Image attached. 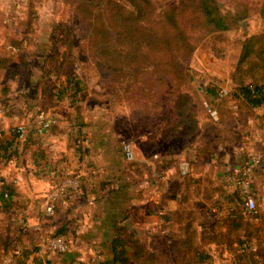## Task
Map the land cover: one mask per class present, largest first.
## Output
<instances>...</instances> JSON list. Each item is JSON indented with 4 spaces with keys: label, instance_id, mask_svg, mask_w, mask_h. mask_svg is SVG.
<instances>
[{
    "label": "crops",
    "instance_id": "obj_1",
    "mask_svg": "<svg viewBox=\"0 0 264 264\" xmlns=\"http://www.w3.org/2000/svg\"><path fill=\"white\" fill-rule=\"evenodd\" d=\"M45 42L40 45H49L48 41ZM3 48L7 52L11 50V54L15 52L10 43H5ZM3 57L10 60L6 67L0 68V88L6 82L8 69L24 61L27 67L18 70L20 73L11 82V87L26 85L31 89L30 93H23L30 104L25 112L28 115L19 117V121L25 124V132L31 136V142L21 155L13 157L0 171L5 182L14 183L15 205L26 213L27 222L25 232L15 234L14 238L20 243L14 245V250L2 252L0 247L4 262L12 257L18 258L21 250L25 249L28 252L26 264H43L44 250L38 249L39 236L65 228L73 243L72 250L62 254L60 259L58 254L48 252L51 264H63L66 257L109 264L114 228L119 225L126 228V221L132 223L137 234L126 228L127 231L138 237L146 248L162 247L163 251L172 254L177 251L176 242L168 230L163 229V223L162 226L157 225L159 214L166 218L167 225H175L183 210L195 209L200 215L196 222L198 239L204 234L216 235L214 241L205 245L207 260L201 264H237L236 256L241 250L238 240L245 238L241 228L243 224L231 211L233 203L216 202L217 188L234 191L225 181L223 166L245 160V154L238 149L241 140H233V135L239 137L247 130V151L260 154L264 159V105L257 108V118H245L239 129L236 125L225 126L228 129L226 133H208L204 123L207 121L202 115L199 129L188 143L175 145L173 140L163 141L160 135L151 140L148 137L151 131L143 122L141 125L132 119L126 104H114L108 90L98 85L86 89V77L77 69L70 70L77 65L75 59L71 61L55 54L34 58L31 63L21 58L16 60L8 53L0 55ZM210 60L198 48L189 61V66L196 70L189 80L198 84L202 95L208 85L231 88L233 83V69L228 75L218 71L219 75L211 69ZM61 63L59 70L57 66ZM21 74L25 78L20 81ZM45 77L58 82L45 87L40 82ZM68 78L80 81L82 91L75 97L65 89ZM46 94L55 100L45 108L41 104ZM40 113L56 118L57 123L37 138L34 131L37 130ZM7 116L0 114V137L8 136L17 120L10 112ZM10 116L12 121H8ZM9 122H12L11 127ZM122 141L131 145L134 160L125 159ZM154 144L157 146L153 147ZM196 145L199 148H195ZM183 156L190 158V175L199 180L191 187L190 197L184 203L180 194L182 179L176 164L177 159ZM64 174L78 176L81 190L73 201H58L54 213L47 215L44 211L45 196ZM251 190L259 196L257 205L264 214V168L254 172ZM248 219L254 227L260 225L257 218ZM235 224L238 226L234 230ZM151 225L154 231H147ZM249 237L247 244L255 251V258L264 264V232L249 234ZM2 240L0 232V242Z\"/></svg>",
    "mask_w": 264,
    "mask_h": 264
},
{
    "label": "trees",
    "instance_id": "obj_2",
    "mask_svg": "<svg viewBox=\"0 0 264 264\" xmlns=\"http://www.w3.org/2000/svg\"><path fill=\"white\" fill-rule=\"evenodd\" d=\"M70 4L74 6L80 22H83L81 30L87 40L84 50L98 68L104 79V89L110 92L113 100L119 96L126 101L129 100L130 111L134 109L135 116L139 118L147 112L149 105L146 97L149 94L156 97L162 95L173 97L171 107L177 120L167 129L163 130L155 123L145 124V119L140 120L145 128L151 131L148 136L151 140L159 135L163 141L179 137L182 145L187 144L199 129L200 110L203 108L205 111L203 104L205 100H208L218 113V120L215 121L208 116L209 121L205 123V127L211 125L215 133L228 132L225 126L236 125L239 129L244 125L245 118L258 117L256 110L264 103V29L243 39L231 73L234 87L219 101H214L219 86L208 85L200 103L186 89L190 82L184 74L185 63L207 35L232 28L238 21L249 16L250 11L223 12L217 0H161L159 5L155 0H71ZM258 12L264 20V0ZM66 32L71 34L70 29ZM66 43L69 45L71 40L67 39ZM9 60L8 57L0 58V68L6 67ZM23 67L25 70L27 64L21 61L17 66L8 69L6 82L0 88V102L3 104H7L9 100L7 94L12 88L11 82L19 74L18 70ZM57 67L60 70L62 63ZM23 76L21 74L20 81L24 80ZM149 81L151 88L147 87ZM65 89L70 91L72 97L82 91L80 81L75 78L66 80ZM232 105H236L237 108L233 109ZM34 134L37 138L42 136L37 130ZM246 136L248 131L244 130L241 136L233 135L232 139L241 140L240 145ZM30 142L31 136L28 133L25 132L20 138L13 127L8 136L0 137V171L13 157L21 155ZM156 146L157 144L153 145ZM195 148H199V145ZM172 151L171 148L170 152ZM35 160L34 157V162ZM172 160L175 161L174 158ZM180 177L182 179L180 194L184 203L190 197L191 187L199 180L193 178L190 173ZM217 191L216 202L233 203L234 208L231 211L243 224L241 228L245 232V238L238 240L241 250L236 256L237 264L241 262L263 264L261 260L255 258V251L247 243L250 239L249 234L264 232V214L260 212L257 203L256 213L253 215L247 213L238 191L226 192L221 187H218ZM15 196L14 183L5 182L0 172L2 252L14 250V245L20 243L14 238L15 234L17 232L23 234L27 229L26 213L16 207ZM199 217L195 209H186L181 212L175 225H167L166 218L161 216L163 229H167L170 237L176 242L177 251L172 254L167 250L163 251L162 247L150 250L123 225L116 226L111 240L112 253L109 264L205 262L207 260L205 245L214 241L216 235L204 234L198 239L200 235L196 222ZM249 217L257 218L260 225L254 227ZM237 226L234 225V230ZM66 231L67 229L60 228L52 234L66 235ZM38 249H42L41 246ZM48 254L44 251L42 255L44 264H51ZM27 256V250L22 249L21 256L16 257L15 261L19 264L22 261L26 263L24 261ZM83 262L66 257L62 263L84 264Z\"/></svg>",
    "mask_w": 264,
    "mask_h": 264
},
{
    "label": "rangeland",
    "instance_id": "obj_3",
    "mask_svg": "<svg viewBox=\"0 0 264 264\" xmlns=\"http://www.w3.org/2000/svg\"><path fill=\"white\" fill-rule=\"evenodd\" d=\"M67 1L68 2H64L63 0H0V55L8 53L14 56L13 58L16 60L21 58L31 63L34 58H40L42 56L49 57V55L55 54L58 56L63 55V57H66L68 60L72 61L75 59V61H77L76 67H70L71 62L69 67L70 70L77 69L79 73L86 77V89L94 87L95 85L104 88V79L99 73L96 65L91 61L89 55L84 50L87 40L81 30V24L83 22H80L76 16L74 6L70 4L71 0ZM217 1L223 12L234 13L242 10L250 11L249 16L238 21L232 28L207 35L196 48L202 50V53L208 59H211L210 67L213 71H222L223 75H228L231 68L234 69L243 39L252 34L259 33L264 29V20L258 12L261 9L263 0ZM155 3L159 5L161 0H155ZM67 29L71 30V34L66 32ZM67 39L71 40L69 45L66 43ZM45 41H48L49 45H40L42 42L47 43ZM5 43H10V45L14 47L15 52L13 54L10 53L11 50L7 52L6 49L3 48ZM13 43H17L18 45ZM189 61L185 63L186 70L184 74L190 79L196 70L189 66ZM218 74L220 75V72H218ZM40 82L44 83L45 87H51V85L53 86L54 83L58 81L45 77ZM197 85L196 83L193 84L190 82L186 89L201 103L202 92L198 89ZM147 87L151 88V81L148 82ZM12 88L11 93L7 96L9 100L7 104H4V108L0 109V114L2 117H8L7 114L10 112L17 117L13 126L11 125L12 122H9V127H25V124L19 121V117L28 115V113L25 112L30 104H28V98L23 93H30L31 89L30 86L26 85L17 88L13 85ZM39 99H41V97ZM146 99L148 100L149 107L142 117L138 118L135 116L134 109H132V111L129 110L130 116L134 121L138 119L141 124L140 120L142 121V119H145V124L155 123V125L160 126L161 129L164 130L177 120V116L171 107L173 103L172 96L162 95L156 97L155 95L149 94ZM53 100H55L53 96L48 97L46 94L42 101L44 106L41 104V107L46 108L48 105L53 104ZM113 102L114 104H126L128 108L131 105V102L129 100L126 101L122 96L114 99ZM116 109L121 110L120 107ZM202 115L205 116L204 121H209L208 115L203 108L200 110V117ZM10 119L11 116L8 121H12ZM213 130L211 125L207 127L208 133L213 132ZM173 142L175 145L176 143H181L179 137H175ZM183 158L190 160L188 157L183 156ZM257 197L259 196L255 195L256 203L258 204ZM58 256L60 259L62 254H58ZM15 258L16 257H12V261L9 260L4 262L0 256V264H19L15 261ZM22 262L20 264H26ZM83 263L96 264L95 261L91 260H84Z\"/></svg>",
    "mask_w": 264,
    "mask_h": 264
},
{
    "label": "built area",
    "instance_id": "obj_4",
    "mask_svg": "<svg viewBox=\"0 0 264 264\" xmlns=\"http://www.w3.org/2000/svg\"><path fill=\"white\" fill-rule=\"evenodd\" d=\"M231 88L228 86L219 87L215 100L219 101L230 92ZM206 114L213 120H218L217 110L211 105L208 100L203 102ZM264 105V103L262 104ZM261 105V106H262ZM4 105L0 103V109H3ZM233 109H236V105H232ZM57 123V119L54 117H45L44 113H40L38 116L37 131L44 133L51 128L52 125ZM16 132L19 133V137L22 138L25 133V127L16 126L13 127ZM248 137H244L242 143L238 146V149L245 154V160L239 164L225 163L223 166L224 178L229 187L238 191L241 194L243 200L244 210L249 214L256 213V199L251 190V183L254 172L258 169L264 168V159L262 155L247 151L246 146ZM122 151L127 161L134 160V155L131 145L127 141H122ZM154 158L157 156L154 155ZM177 167L180 176L188 175L191 171V162L186 158L177 159ZM81 190V180L76 175H65L50 188L45 196L44 211L47 215L54 213V207L60 200L67 202L73 201L74 198ZM162 214H159L157 221L158 226H162L163 220ZM147 231H154V227L151 225L147 227ZM72 240L67 235H53L51 233H43L39 236V245L46 252L56 254H67L72 250Z\"/></svg>",
    "mask_w": 264,
    "mask_h": 264
},
{
    "label": "water",
    "instance_id": "obj_5",
    "mask_svg": "<svg viewBox=\"0 0 264 264\" xmlns=\"http://www.w3.org/2000/svg\"><path fill=\"white\" fill-rule=\"evenodd\" d=\"M231 88H233V83H231ZM234 95H236V93H234ZM124 225L126 226V228H127L129 231L133 232L134 234H137L136 229H134V228L132 227V223H131L130 221H126V222L124 223Z\"/></svg>",
    "mask_w": 264,
    "mask_h": 264
}]
</instances>
